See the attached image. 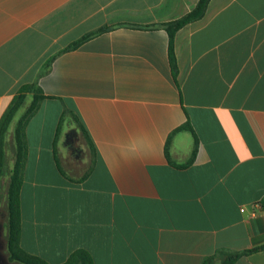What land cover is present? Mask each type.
Returning <instances> with one entry per match:
<instances>
[{"label":"crops","instance_id":"1","mask_svg":"<svg viewBox=\"0 0 264 264\" xmlns=\"http://www.w3.org/2000/svg\"><path fill=\"white\" fill-rule=\"evenodd\" d=\"M198 2L0 0V119L24 86L44 96L25 127V253L203 264L264 245V0H211L176 34L175 75L159 25Z\"/></svg>","mask_w":264,"mask_h":264},{"label":"trees","instance_id":"2","mask_svg":"<svg viewBox=\"0 0 264 264\" xmlns=\"http://www.w3.org/2000/svg\"><path fill=\"white\" fill-rule=\"evenodd\" d=\"M210 1L211 0H199L196 7L180 19L159 25V27L163 28L169 36V61L175 75L178 69L175 53L176 34L187 25L201 20L206 14ZM29 93L34 94L33 101L26 115L17 122L14 131L15 158L13 167L9 170L10 177L7 186V251L8 259L12 263L48 264L38 257L25 253L19 245L21 229L20 192L23 182L27 150L25 127L28 120L38 110L41 101L44 99V96L39 92V88L34 84L24 86L20 90L0 119V207L2 183L7 168L6 147L9 130L18 111L24 106ZM183 129L191 130L188 126H185ZM258 252H264V245L238 253H230L226 255L216 253L205 259L203 264H236L241 258ZM64 264H94V262L90 253L81 249L72 253Z\"/></svg>","mask_w":264,"mask_h":264},{"label":"rangeland","instance_id":"3","mask_svg":"<svg viewBox=\"0 0 264 264\" xmlns=\"http://www.w3.org/2000/svg\"><path fill=\"white\" fill-rule=\"evenodd\" d=\"M33 101V100H32ZM32 102H25L24 106L18 111L13 123L12 131L8 134L7 147L8 151L7 157V168L6 174L3 178L2 190H1V207H0V264H19L12 263L8 259L7 251V218H6V207H7V186L10 177V169L12 168L13 161L15 158V144H14V131L17 125V122L26 115Z\"/></svg>","mask_w":264,"mask_h":264},{"label":"built area","instance_id":"4","mask_svg":"<svg viewBox=\"0 0 264 264\" xmlns=\"http://www.w3.org/2000/svg\"><path fill=\"white\" fill-rule=\"evenodd\" d=\"M242 211L244 212V209Z\"/></svg>","mask_w":264,"mask_h":264}]
</instances>
